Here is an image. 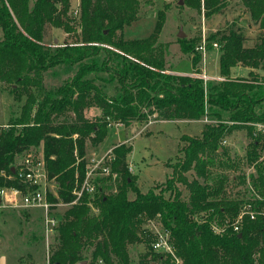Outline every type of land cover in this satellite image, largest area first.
I'll use <instances>...</instances> for the list:
<instances>
[{"label": "trees", "instance_id": "16d2710c", "mask_svg": "<svg viewBox=\"0 0 264 264\" xmlns=\"http://www.w3.org/2000/svg\"><path fill=\"white\" fill-rule=\"evenodd\" d=\"M182 2L209 17L230 0ZM239 3L256 26L255 41L244 45L247 37L234 21L208 33L206 49L213 41L220 46L221 79L204 80L192 37L178 39L180 51L190 54L191 74L166 71V44L158 41L162 10L148 36H124L138 18L139 0H79L76 17L69 0H0V81L17 99L26 97L19 115L0 125V187L25 191L12 167L17 155L41 143L47 178L56 182L49 200L69 203L50 264L88 257V264H130L129 245L136 243L146 245L137 264H264V128L248 126L264 122V73L254 71L264 70V0ZM49 26L76 31L77 40L49 45ZM57 64L72 74L45 85L44 71ZM235 65L249 68L248 76L231 77ZM92 108L99 112L87 115ZM152 113L163 120L206 119L198 134L182 136L181 155L164 182L139 189L126 162L131 146L115 145L110 173L72 202L88 167L87 145L102 141L111 123L146 122ZM241 127H249L244 159L252 170L237 175L209 166L206 156H227L222 140ZM237 163L230 158L228 168ZM239 184L247 187L242 195L234 191ZM153 220L167 232L172 253L152 249Z\"/></svg>", "mask_w": 264, "mask_h": 264}, {"label": "rangeland", "instance_id": "374dc122", "mask_svg": "<svg viewBox=\"0 0 264 264\" xmlns=\"http://www.w3.org/2000/svg\"><path fill=\"white\" fill-rule=\"evenodd\" d=\"M70 12L77 16L79 0H69ZM138 18L131 24L124 27V36L127 38H140L148 36L155 25L157 12L163 11V22L159 33L158 41L166 44L165 68L182 72H191L190 54L180 51L177 36L181 28L185 38H194L195 50L201 53L200 65L201 73H205L208 80L219 75V55L220 46L213 41L212 47L206 49L208 44V33L221 28L226 23L234 21L235 26H241L247 37L244 45H251L255 41L256 26L249 22L248 14L243 12L239 0H230L222 13L213 14L209 17L203 15V11L179 3V0H139ZM76 31L65 33L61 28L49 26L45 35V41L49 45L73 43L77 40ZM100 57L103 53L100 52ZM249 68L235 65L230 69L231 77H247ZM257 73H264V70H254ZM72 74V70H65L59 64L49 67L43 73L45 85H58L59 82ZM221 79V78H218ZM207 80V79H206ZM10 85L0 81V125L8 124L21 112L26 97L22 95L19 99L10 92ZM264 104V102H263ZM264 106H261V109ZM96 109L87 111V115L98 113ZM206 119L201 120H162L158 119L156 113L150 114L146 122L134 121L129 125L111 123L107 129V134L97 145L88 144L86 147V159L93 156L98 157L108 148L114 145L131 146L126 162L131 164L128 172L132 180L142 191L154 185H161L170 169V165L176 162L179 144L182 136L198 134ZM214 122V121H213ZM216 122V121H215ZM246 124H243V126ZM253 131H261L264 122H255L248 125ZM249 127L233 128L224 136L222 145L225 147L227 156L222 154H208L207 164L221 171L239 174H248L252 170L247 166L244 154L250 137L247 134ZM42 144L30 147V151L43 154ZM111 150V149H110ZM109 150V151H110ZM178 153V154H177ZM264 156V151L262 153ZM18 158V156L16 157ZM234 159L238 162V167L228 168V161ZM186 179H191L190 172L184 174ZM177 188L186 194V188L182 181L177 182ZM246 185L239 184L235 190L239 195L244 193ZM47 193L53 195L56 192L55 180L49 179L46 183ZM128 196H132V191L128 189ZM5 199L0 202V256L4 257V264H50L51 245L56 242L57 229L48 236L45 234L42 217L43 210L40 207H20L14 206L13 201ZM19 203V197L16 198ZM55 204L54 212L57 220L69 204L58 200ZM58 224V223H57ZM57 226V225H56ZM150 229H159L156 221H149ZM146 248L145 244L136 243L129 245L130 264H137L138 255ZM91 257L84 259V264L90 263ZM95 264H104L96 259ZM76 264V263H75Z\"/></svg>", "mask_w": 264, "mask_h": 264}, {"label": "built area", "instance_id": "2783aa9c", "mask_svg": "<svg viewBox=\"0 0 264 264\" xmlns=\"http://www.w3.org/2000/svg\"><path fill=\"white\" fill-rule=\"evenodd\" d=\"M199 77L204 80L208 79L204 73L199 74ZM108 152L100 157L93 156L89 159L84 177L80 181V184L73 190L75 199L72 202L76 201L83 193L94 192L96 188V177L105 176L110 173V162L113 156ZM17 156L18 158L15 159L13 164V170L17 177L25 184V191L14 187H0V202L3 203L2 201L8 199L10 195L9 201H13L12 204L14 206L42 208V224L45 234L48 236L58 223L54 212V206L58 202H52L48 197L46 183L49 179L47 178L43 154L31 152L29 149L21 152ZM128 168L131 169L130 164H128ZM17 197L20 199L19 203L16 201ZM234 229H238L237 225L234 226ZM153 231L154 238L151 241L152 249L164 254L172 253V246L168 242L167 232L162 228L153 229Z\"/></svg>", "mask_w": 264, "mask_h": 264}, {"label": "crops", "instance_id": "0c3cea01", "mask_svg": "<svg viewBox=\"0 0 264 264\" xmlns=\"http://www.w3.org/2000/svg\"><path fill=\"white\" fill-rule=\"evenodd\" d=\"M127 26V25H126ZM123 34H124V29H123ZM200 68L202 69L201 65ZM172 73H177V74H191V72H182V71H178V70H170ZM204 73V72H203ZM205 74V73H204ZM206 75V74H205ZM207 76V75H206ZM221 78L220 75H218L217 77L213 78V79H218ZM163 120V119H162ZM115 146V145H114ZM111 148H108L105 152H103L102 154H100L98 157L102 156L103 154H105L106 152H108ZM17 157V156H16ZM131 165V164H130ZM3 202V201H2Z\"/></svg>", "mask_w": 264, "mask_h": 264}, {"label": "water", "instance_id": "95a60500", "mask_svg": "<svg viewBox=\"0 0 264 264\" xmlns=\"http://www.w3.org/2000/svg\"><path fill=\"white\" fill-rule=\"evenodd\" d=\"M179 3H182V0H179ZM178 37H184V33L182 32L181 28L179 29L178 33H177ZM13 169V167H12ZM84 260L78 262V264H84ZM0 264H4V257L0 256Z\"/></svg>", "mask_w": 264, "mask_h": 264}]
</instances>
